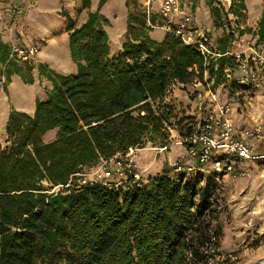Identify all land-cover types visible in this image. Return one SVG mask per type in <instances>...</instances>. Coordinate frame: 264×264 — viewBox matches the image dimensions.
I'll list each match as a JSON object with an SVG mask.
<instances>
[{
  "label": "trees",
  "instance_id": "trees-1",
  "mask_svg": "<svg viewBox=\"0 0 264 264\" xmlns=\"http://www.w3.org/2000/svg\"><path fill=\"white\" fill-rule=\"evenodd\" d=\"M89 3L82 0L77 12ZM205 3L214 27L227 25L229 32L224 29L214 42L216 51L226 54L233 38L227 14L236 24L245 19V0H230L227 12L216 0ZM131 4L126 1L128 7ZM59 15L67 21L74 74L8 61V46L0 42L6 82L18 75L24 84H32L36 68L52 86L44 101L36 100L32 116L11 110L4 128L0 264H208L214 258L202 251L209 246L208 237L197 242L189 231L200 230L212 192L208 187L196 189L199 177L192 180L191 173L162 171L116 188L93 185L49 193L93 168L99 159L142 149L147 143L159 151L167 147L172 109L163 99L173 83L189 86L203 80L202 58L172 31L161 41L152 39L143 11L129 14L126 39L115 55L110 54L103 28L108 21L98 10L89 12L78 27L65 11ZM150 21L156 23L153 15ZM253 37L255 46L264 50V0ZM234 63L230 56L217 59L208 67V80L213 79L214 89L222 85L251 92L250 86L226 83L223 71ZM202 120L203 115L176 120L178 136ZM49 131L55 136L45 142Z\"/></svg>",
  "mask_w": 264,
  "mask_h": 264
},
{
  "label": "rangeland",
  "instance_id": "rangeland-1",
  "mask_svg": "<svg viewBox=\"0 0 264 264\" xmlns=\"http://www.w3.org/2000/svg\"><path fill=\"white\" fill-rule=\"evenodd\" d=\"M25 1H30L29 4H33L36 0ZM93 1L95 8H97V5L98 8L101 7L104 15L109 17L114 12L118 17H121L122 12L116 6L117 4L110 3L105 7H103L104 5L99 7L100 1ZM128 1L132 3L130 9L134 12L139 13L142 11V6L138 0ZM7 2L10 4L11 9H8L6 13L8 15L5 16L6 21L2 15L0 16V24L3 27V32L9 29L7 31L8 49L12 45L24 47L37 45L39 51L43 50L44 39L38 36L35 32V26L31 22L32 20L30 21L27 17L32 12V7H28L25 4L26 2L13 7L15 2L0 0V3ZM253 5L255 4L249 6L251 12L255 11ZM223 18L224 16H222ZM223 22L225 23L224 19ZM13 25L15 26L11 28ZM160 35L156 31L152 33L154 38H160ZM232 40L229 41V50L239 52L238 44L240 43L235 40L233 44ZM246 43L248 42L244 44ZM17 63L22 64V62ZM31 65L34 66V64ZM1 68L2 64L0 63V76H2ZM262 75H264V70ZM6 84L5 77L4 83L0 84V89L5 91ZM189 86L180 88L174 86L167 94L168 98H172L166 102V105L172 109L170 123L173 124L166 128L169 137L168 143L175 145L172 149H175L178 155L173 157L170 148L165 152H161L155 147H151L149 143L140 149L163 153L169 165L170 170L168 173L170 175H175L173 165L176 163L197 165L196 161L186 154L185 148L175 144L178 140L175 121L183 117L199 118V113L195 107L196 101L193 88H188ZM216 92L222 101L227 98V103L231 108L230 119L233 127V139L240 140L247 146L249 157L237 158L234 155L226 154L224 150H216L213 152L212 158L222 160L223 164H231L234 169L232 173L215 172L211 163H207L202 167V170L196 169L188 176L192 180L199 177L195 186L196 189L208 187L212 192L211 208L202 218L200 230L198 232L190 230L189 235H194L198 240L197 242H201L207 239L209 231L214 233L217 242L215 257L211 260L214 264H264V83L252 94L245 92L234 95L230 93L229 89L221 85L216 87ZM226 93L228 94L227 97H225ZM210 110H212L210 106H206V109L202 112L203 118ZM258 125L262 130L261 137L248 136L249 133H253V129ZM214 133H217V131L215 130ZM182 153L184 157L180 158L179 155ZM141 154L138 151L132 157L140 173L138 156ZM185 159H187V162H185ZM150 174L152 173L150 172ZM141 175L143 177L142 173ZM207 249L204 247L202 251L203 254L209 256L211 253H207Z\"/></svg>",
  "mask_w": 264,
  "mask_h": 264
},
{
  "label": "built area",
  "instance_id": "built-area-1",
  "mask_svg": "<svg viewBox=\"0 0 264 264\" xmlns=\"http://www.w3.org/2000/svg\"><path fill=\"white\" fill-rule=\"evenodd\" d=\"M142 6V11L146 16V26L150 29L158 27L157 23L152 24L150 16H152V4L154 0H138ZM218 7L225 12L229 10L230 0H216ZM222 6V7H221ZM159 16L167 21L165 30L172 31L173 35L178 38L184 45L195 48L203 61V80H194L190 85L193 88L195 97V107L199 116L210 106L212 110L207 111L202 121H198L196 127L183 137L177 136L178 140L175 144L187 149V154L193 158L197 165L192 164H174V174L186 173L190 174L207 163H211L215 172L225 171L233 172L231 164H223L222 160L212 158V154L216 150H224L228 155H234L237 158H248L249 152L247 146L240 140L233 139V127L230 119L231 108L227 103V98L223 101L220 99L213 88V79L208 80V67L223 56H230L234 59L232 69H225L223 76L229 85L233 86H250L252 88L249 94L258 90L264 83V50L255 46L254 41L245 44L244 48L239 52H227L221 55L216 51L215 44L210 34L202 29L191 25V17L184 13L181 0H162L159 8ZM181 16L177 25L171 29L169 26V17ZM233 44L235 43L234 40ZM240 42V40H238ZM241 43V42H240ZM39 53L37 45L17 46L12 45L9 49L8 61L13 62H30L33 63ZM7 63V62H6ZM2 76H0V84L5 80L6 64H2ZM174 84L169 86L167 94L170 93ZM222 86V85H221ZM229 89V88H226ZM230 93L240 95L243 93L240 89L231 90ZM227 93L225 97H227ZM217 133H214V131ZM261 127L258 125L253 129V133L248 136L261 137ZM178 135V134H177ZM167 147L161 148L160 151H167ZM140 148H130L124 154H118L109 159H99L98 163L90 170H84L81 173L70 177L66 185L54 187L49 193L58 192L64 189H79L84 186L102 185L105 187H119L128 180L132 182H140L142 180L141 173L137 170L132 157ZM209 243L207 253H211L215 257L216 236L209 231ZM212 259L208 260V264H214ZM218 264V263H215Z\"/></svg>",
  "mask_w": 264,
  "mask_h": 264
},
{
  "label": "crops",
  "instance_id": "crops-1",
  "mask_svg": "<svg viewBox=\"0 0 264 264\" xmlns=\"http://www.w3.org/2000/svg\"><path fill=\"white\" fill-rule=\"evenodd\" d=\"M13 3V7L21 5L25 0H10ZM101 1V0H97ZM103 7L107 4L115 3L116 6L120 8L122 12L121 17H118L116 13H112L111 16H106L101 10V7L95 8L94 1L89 0V8L81 9L82 0H36L33 4H29L30 1L25 4L28 7H32V12H30L28 19L35 26V32L39 37L44 39L43 50L39 51L36 61L30 64L38 66L39 64L46 65L48 69L54 71L57 74L71 75L76 72V67L72 63L69 51H68V33L65 31L67 26V21L64 17L60 16V11H65L69 17L73 20V27H78L82 25L86 19L89 12H96L98 10L99 15L108 21V25L104 26V30L108 36L109 50L111 55H115L122 49V43L126 39L127 35V22L128 16L132 13L131 6L126 5L127 0H103ZM162 0H154L152 4V15L158 23V27L152 29L148 32L149 36L156 40L161 41L167 32L165 30L168 24L166 20L159 16V8ZM183 11L191 17V25L193 27L202 29L210 34L213 42H215L223 35L224 29H227V25L220 28H216L213 25L209 9L205 3V0H181ZM24 4V3H23ZM250 4H255V11L251 12L249 6ZM245 5L247 9V14L245 19H241L239 22L234 23L235 20L230 14H227L230 30L233 34V40H240L238 48L241 50L245 46V42H253L255 37H253V32L256 30L257 22L260 18L262 11V0H245ZM27 7V6H26ZM8 9L10 10V4L0 3V16L5 19ZM1 18V17H0ZM116 18V20H115ZM169 25L175 27L179 22L181 16L179 17H169ZM15 25L11 26L13 28ZM2 25L0 24V42L9 46L8 32L9 29L2 31ZM10 28V29H11ZM17 28V27H16ZM250 30L251 32H248ZM156 31L160 35V38L152 37V33ZM228 29L226 30V32ZM241 31V34L239 32ZM229 32V31H228ZM1 63V62H0ZM33 79L32 84H24L22 79L18 75H11L9 81L5 86V91L0 89V144H5L4 139V128L11 110L25 113L32 116L35 111L36 100L44 101L46 98V90L51 89V83L45 78L41 77L36 70L31 73ZM174 86L186 87L175 83ZM192 88V87H188ZM172 98L166 96L163 102H168ZM55 136V131H49L44 135V141L49 142L53 140ZM169 148L172 151L171 155L176 157L178 154L175 149L174 144H169ZM182 147V146H181ZM184 148V147H183ZM147 152V153H146ZM142 153V154H141ZM138 156V167L141 169V173L144 176H150V172L160 173L162 171H169V165L166 162L163 153H154L148 150H140ZM180 158L184 157L183 153L179 155ZM187 162V159H185Z\"/></svg>",
  "mask_w": 264,
  "mask_h": 264
}]
</instances>
